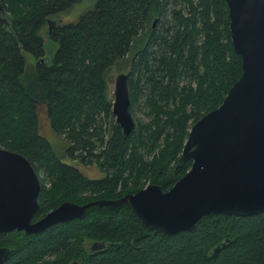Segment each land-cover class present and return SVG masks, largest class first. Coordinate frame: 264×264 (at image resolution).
Masks as SVG:
<instances>
[{
  "label": "trees",
  "instance_id": "trees-1",
  "mask_svg": "<svg viewBox=\"0 0 264 264\" xmlns=\"http://www.w3.org/2000/svg\"><path fill=\"white\" fill-rule=\"evenodd\" d=\"M78 1L0 0L7 17V24L0 18V146L21 153L37 174L33 220L62 201L118 198L146 183L167 190L190 164L177 162L190 124L221 101L241 69L224 0H86L75 19L51 24L46 35L56 45L46 48L39 31L46 19ZM23 52L34 57L31 68ZM120 59L128 61L130 114L132 107L146 114L132 117L127 134L106 88ZM41 113L63 142L61 156L40 132ZM0 246L9 248L2 264H264V211L208 214L191 230L164 235L123 204L90 206L39 233L2 232Z\"/></svg>",
  "mask_w": 264,
  "mask_h": 264
},
{
  "label": "water",
  "instance_id": "water-1",
  "mask_svg": "<svg viewBox=\"0 0 264 264\" xmlns=\"http://www.w3.org/2000/svg\"><path fill=\"white\" fill-rule=\"evenodd\" d=\"M224 1L241 69L221 101L190 124L177 158L178 163L190 159L184 173L165 191L146 183L118 198L62 201L31 221L38 206L37 174L21 153L0 146V233H39L81 218L90 206L123 204L144 227L165 235L191 230L208 214L249 216L264 211V0ZM0 18L7 24L1 5ZM56 20L46 19L48 30ZM49 54L47 50L40 61H47ZM126 77L117 72L111 91V113L124 134L133 126ZM8 253V247L0 246V264Z\"/></svg>",
  "mask_w": 264,
  "mask_h": 264
},
{
  "label": "rangeland",
  "instance_id": "rangeland-1",
  "mask_svg": "<svg viewBox=\"0 0 264 264\" xmlns=\"http://www.w3.org/2000/svg\"><path fill=\"white\" fill-rule=\"evenodd\" d=\"M88 1L86 0H81L76 3H73L68 9L64 10L61 13H58L56 15H53L51 17H48L49 19H58L56 22L62 23V21H67L70 19H75L77 14L87 8ZM55 22V23H56ZM47 25L48 23L46 22L45 24L42 25L40 31V34L42 36L44 46L47 48L50 46L51 50L55 47L56 41H50V39L47 37ZM25 56V62H26V68H31L34 64V57L28 53V52H23ZM128 67V61L127 59H120L117 61L113 66L109 69L107 76H106V88H107V95L108 97L111 98V91L113 88V80L114 76L117 72L122 71L125 72ZM132 117L133 119L137 118L139 120H145L146 114L139 109H134L132 107ZM40 121V132L47 138V140L50 142L52 147L54 148L55 152L57 155L61 156L62 151H63V142L60 138L59 135L55 134L49 127L48 124L46 123L43 114L41 113L39 117ZM76 164V163H74ZM76 166L83 172H85L86 175L90 177H96L100 176L101 172L94 166V165H80L76 164Z\"/></svg>",
  "mask_w": 264,
  "mask_h": 264
},
{
  "label": "flooded vegetation",
  "instance_id": "flooded-vegetation-1",
  "mask_svg": "<svg viewBox=\"0 0 264 264\" xmlns=\"http://www.w3.org/2000/svg\"><path fill=\"white\" fill-rule=\"evenodd\" d=\"M35 220V219H34ZM31 221H33V219L31 218ZM165 235V234H164ZM92 249H96V246H95V244H90V243H88L87 244V250H92Z\"/></svg>",
  "mask_w": 264,
  "mask_h": 264
}]
</instances>
